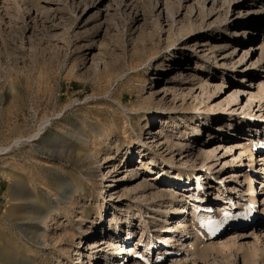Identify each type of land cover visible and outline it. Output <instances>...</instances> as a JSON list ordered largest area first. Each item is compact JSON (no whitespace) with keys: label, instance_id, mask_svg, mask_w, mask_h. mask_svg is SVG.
<instances>
[{"label":"rangeland","instance_id":"374dc122","mask_svg":"<svg viewBox=\"0 0 264 264\" xmlns=\"http://www.w3.org/2000/svg\"><path fill=\"white\" fill-rule=\"evenodd\" d=\"M253 7L264 0H0V264H95L88 232L116 218L136 264H264V25L234 27ZM221 104L237 110L227 130L195 131ZM184 201L196 246L189 227L163 250Z\"/></svg>","mask_w":264,"mask_h":264},{"label":"bare ground","instance_id":"6f19581e","mask_svg":"<svg viewBox=\"0 0 264 264\" xmlns=\"http://www.w3.org/2000/svg\"><path fill=\"white\" fill-rule=\"evenodd\" d=\"M257 9V7H253L252 9H247L248 10V15L249 16H252L249 20L247 19V20H244L245 22H243L242 20H240L238 23H236V25H234V27L236 28L237 26H239L240 25V28L239 29H242V26L244 25V24H246L247 22H249V26H251L252 25V23L254 22V21H256L257 19H258V22H259V24L258 25H256V28H252L253 30L251 31V32H249V34H252V33H255L256 32V30H261V28H262V26L264 25L263 24V22H264V10L262 9V10H260V11H258V10H256ZM256 11H258V12H256ZM243 22V23H242ZM237 29V28H236ZM248 29V28H247ZM239 35L240 34V32H238V30H236V32H235V35ZM248 34V33H247ZM205 44H208V43H205ZM257 47H259L260 49H261V57L262 58H264V44H261V45H257ZM256 47V48H257ZM166 67H163V69H165ZM254 77L256 76V73L253 75ZM253 83V82H252ZM256 88H258V90H262V89H264V82L263 81H260L259 80V85L256 87ZM239 90V88H237V91ZM236 91V92H237ZM261 95H262V97H264V91H262V93H261ZM238 104V103H237ZM236 104V105H237ZM231 110V113L229 114V115H227V112L228 111H230ZM220 112H222L221 113V115L219 116L220 118H217V117H213L212 119H205V121H204V125H203V127H201V126H199V127H197L196 128V130L195 131H197V132H201V131H204V128H207L208 126V124H209V127H210V125H211V123H210V121H215L214 123H213V126H211V128H213L214 129V131H212V133L214 132V134H219V132L221 131V129H223V130H227V128L225 127V125L224 124H226L225 123V117L226 116H229V117H233V116H235L236 114H237V110L236 109H230V108H227V106H224L223 104H221L220 105V110H219ZM234 112V113H233ZM159 113V112H158ZM222 114H225V116H222ZM162 115V114H161ZM156 117V116H155ZM261 117H263L262 115H258L257 116V120H259V119H262ZM224 121V122H223ZM230 126H231V124H230ZM242 129V128H241ZM241 133V132H240ZM237 135V134H236ZM216 137V136H215ZM235 138H240V136L238 137V136H234V135H232V137H231V139L230 140H235ZM198 141H201V140H198ZM238 141V140H237ZM215 142H217V140H216V138L214 139V140H212L209 144L207 143V144H205V145H207V146H209L211 143L213 144V143H215ZM226 144V143H225ZM239 146V145H238ZM224 147H226V145H224ZM207 150H204V152H206ZM251 155V154H250ZM261 157H262V161L264 162V151H262L261 152ZM250 163H251V158H250ZM213 166V164H210L207 168L209 169V172L211 171V167ZM263 169H264V167H263ZM261 172H262V169L260 170ZM259 172V174H260V178H261V182L263 183V185H264V172ZM203 176V175H202ZM245 176V179L246 180H248V181H250L251 183H252V186H253V191H254V181H255V178L252 176H250L249 174L247 175H244ZM161 177V179H160V182H158L159 183V185H161V183L163 182V183H165V184H167V183H174V184H179V183H182V181H183V179L182 178H168V176H160ZM164 177H166V178H164ZM209 178H213V175H212V173H211V175L210 176H208ZM208 177H206V178H208ZM225 177H222L221 178V180L223 181V179H224ZM202 179V177H201V175H199V178H198V188H197V190H198V192L197 191H195L192 195H194L195 194V196H198V197H196L197 199H199V200H202V201H204V202H206V197L207 196H211L212 195V192L210 191V188H212V186L210 185V181L209 182H207L206 181V184L208 183V185H207V188L205 187V184L203 183V181L201 180ZM215 179V178H214ZM205 180V179H204ZM247 182V181H246ZM165 184H163L162 186H166ZM195 185V184H194ZM200 185V186H199ZM189 186V185H188ZM159 188V187H158ZM178 187H176V188H174V190L175 189H177ZM180 188V187H179ZM206 188V189H205ZM166 189V188H165ZM181 189V188H180ZM172 191L171 193H170V195H172L171 197L172 198H174V200L176 199L175 197H176V194L175 193H177L176 191ZM184 190H185V188H184ZM186 190H188L186 193H187V195L189 194V196H190V190H189V188L188 189H186ZM175 192V193H174ZM255 193V192H254ZM159 194H161V195H166L164 192H159ZM249 195H253V201H256V196H254V194H252V193H249ZM186 199V198H185ZM162 200V199H161ZM174 202V201H173ZM180 202H183V200H181ZM185 202V201H184ZM230 202L232 203V200H230ZM239 205H242V203H240ZM186 202H185V204L183 203V205L180 207H176V208H174V212L173 213H176V216H174V217H176L175 219L176 220H174L173 222H174V224L172 225V226H170V228H171V232H174V234L172 235V236H170V237H167V238H163V236L162 235H158V239H159V241L157 240V242H161L160 244L161 245H164V247H163V250H166L169 246H167V244L168 245H172V242L173 241H175V240H180V238H179V236H180V234H178L177 232L178 231H181V233H187L186 234V236H189V235H191L190 234V232H189V227L190 228H192L193 229V231L195 232L194 234H195V236H193V238L195 237V239L193 240V241H191V245H194V246H196L195 244H196V240H197V238H198V235H199V229L201 228V227H198V226H200L199 224L201 223V221L199 220V219H197V218H195V215H196V213L197 212H195L194 211V217L192 218V220H191V223L189 224V219L185 216L186 215V213L188 212L189 213V210H187L186 209ZM245 205H242L241 206V208H243ZM188 208V207H187ZM217 210V209H216ZM178 214H180L179 216H177ZM189 216V215H188ZM183 218V220H181ZM174 219V218H173ZM188 219V220H187ZM115 222L111 225V226H109L106 230H105V232H103V230L102 231H98L97 232V229H91V230H89V232L88 233H91L93 236H92V238H93V240L91 241V246H90V249H92V250H95V253H94V255L92 256V255H90L89 257L91 258V257H93V258H95V259H98V261L95 263V264H112V262H113V264H129L130 262H132V264H136V263H134L135 261V258L133 259V257L135 256L136 257V255H137V252H136V250H133V249H129L130 251L129 252H127L126 254H125V252H126V250H127V248H133V247H127V246H125L126 244H128L129 243V239H130V237L129 238H127L128 240H125V242H124V240H120V228H121V226L122 225H119V223H118V219L116 218V220H114ZM146 221V220H145ZM133 223L132 222H129V224H128V226H131ZM113 226H115V231H114V235H113V232H112V235H111V228H113ZM105 235V236H108L109 234H110V238L108 239V242H109V246H110V248H108L107 250H104V237L105 236H103L102 237V235ZM118 234H119V236H118ZM116 235V237H114ZM131 235V233H128V236H130ZM143 235L144 234H142L141 235V237L139 238V240H138V242H137V244H141L140 242H142V237H143ZM148 236H150V235H148ZM99 237V238H98ZM178 238V239H175V238ZM120 240V243L118 244L117 242ZM123 241V242H122ZM148 244L146 245V247L151 251V249H153V245H152V241L151 240H148ZM178 244V243H177ZM175 245H176V243H175ZM160 246V245H159ZM161 247V246H160ZM160 247H158L159 249H160ZM162 250V251H163ZM196 250V249H195ZM259 250H262V252H264V249H260V247H259V249H257L256 250V252H257V254H258V252H259ZM168 252H170V254H172L171 253V251H168ZM162 253V252H161ZM161 253L160 254H158V258L160 257V255H161ZM122 254H125V256H126V261L125 262H123V259H124V257L122 258L121 257V255ZM173 254L174 255H179V253H178V251H176V252H173ZM256 254V255H257ZM264 254V253H263ZM100 259V260H99ZM133 259V260H132ZM132 260V261H131ZM147 262L149 263L150 262V260H149V258H147ZM90 264H93L92 263V259H90ZM150 264V263H149Z\"/></svg>","mask_w":264,"mask_h":264}]
</instances>
